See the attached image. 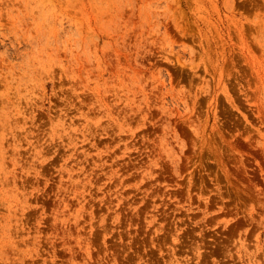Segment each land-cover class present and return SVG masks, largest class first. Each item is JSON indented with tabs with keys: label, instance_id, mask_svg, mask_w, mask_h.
I'll use <instances>...</instances> for the list:
<instances>
[{
	"label": "rangeland",
	"instance_id": "1",
	"mask_svg": "<svg viewBox=\"0 0 264 264\" xmlns=\"http://www.w3.org/2000/svg\"><path fill=\"white\" fill-rule=\"evenodd\" d=\"M0 264H264V0H0Z\"/></svg>",
	"mask_w": 264,
	"mask_h": 264
}]
</instances>
